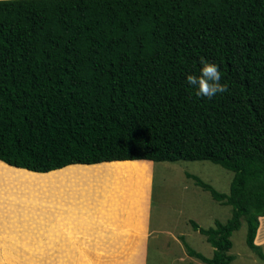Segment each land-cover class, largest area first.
Returning <instances> with one entry per match:
<instances>
[{"label":"trees","instance_id":"trees-1","mask_svg":"<svg viewBox=\"0 0 264 264\" xmlns=\"http://www.w3.org/2000/svg\"><path fill=\"white\" fill-rule=\"evenodd\" d=\"M202 58L228 86L211 99L186 82ZM141 160L233 171L228 193L190 175L231 215L189 220L213 247L189 255L229 264L244 219L264 258V0H0V161L48 174Z\"/></svg>","mask_w":264,"mask_h":264},{"label":"rangeland","instance_id":"rangeland-1","mask_svg":"<svg viewBox=\"0 0 264 264\" xmlns=\"http://www.w3.org/2000/svg\"><path fill=\"white\" fill-rule=\"evenodd\" d=\"M138 162L133 167L127 164L119 173L114 171L113 176L107 175V169H109L107 165L113 162L104 163L100 167H90L91 171L82 170L83 172L71 170L76 168L75 166L68 167L57 174V181L53 184L56 185L57 189V185L63 181L72 183L69 185L70 187L68 186L69 191L66 193L71 195L74 193L73 196H79L70 202L73 216L82 218V212L94 209V204L89 203V195H97L98 198L96 199H104L105 195L103 194H106L107 197L111 193L119 195L121 199L118 202L124 205V210L127 207L124 203H127L128 196H133L140 200L139 203L143 205L142 210L145 207L142 215L147 221L146 231L148 234L144 239V248L141 245H135L134 250H130L131 246L129 250H122L120 248H123V244L126 243L120 238L118 244L121 243V245H118V249H114L104 256V260L110 256L114 257L112 261L108 262L109 264H204L198 257L189 255V248L206 257H211L213 247L207 242L204 234L200 233L199 230L192 229L189 220L196 221L199 227L208 228L214 226L216 220L225 222L231 215V207L213 198L211 193L197 185L190 175H197L219 191L228 193L234 172L207 160H179L157 163L141 160ZM0 164L7 166L2 162ZM7 167L32 172L9 165ZM35 172L37 171H33L31 174ZM71 175L73 176L71 177ZM75 182H79V186H74ZM0 183L4 186V192L0 194V231H5L3 233L5 237L3 236L4 239L2 240L5 247L4 264H23L22 260L25 259V255L29 254L35 246L29 245L31 244V237L25 241L27 238H21V232L14 229L15 218L13 214L18 215L24 212L29 215L33 211L31 217L36 214L44 215L49 202L35 208L33 200H26L32 198V194L42 185L26 187L27 182L19 184L18 180L3 177H1ZM87 183H89L90 189ZM110 183L114 186L117 184L118 191L115 187L111 192H107L105 186ZM16 185L36 189L28 192H26L27 189H24V191L19 192L14 189ZM53 186L50 187V190L54 189ZM38 201L42 203L40 197ZM146 203H148L149 208ZM86 219L84 220L86 221ZM259 226L261 231H258ZM258 228L254 244L264 254V216L259 217ZM246 231V221L242 219L240 228L235 230L230 237L232 247L228 253L232 254L234 258L229 264H264V258H261L257 251L247 244ZM16 232L18 236H16ZM40 241L43 244V249L40 250V246V248L38 246L34 248L32 255L38 256L34 259L39 262H46L45 264H53V255L46 250L48 248L47 242L45 239Z\"/></svg>","mask_w":264,"mask_h":264},{"label":"crops","instance_id":"crops-1","mask_svg":"<svg viewBox=\"0 0 264 264\" xmlns=\"http://www.w3.org/2000/svg\"><path fill=\"white\" fill-rule=\"evenodd\" d=\"M102 164H96V166ZM111 164L109 163V165ZM109 165L107 166L110 167ZM74 166L83 168L93 167L95 165H72L68 167ZM130 166L133 167V164ZM123 167L124 166H122L121 169ZM63 169L52 172L60 173L58 171ZM119 172H121V170ZM71 184H69L68 181H63L57 185V189L55 184L40 185L41 187H38L37 189L35 188L36 191L32 194V198L26 200H33L35 208L49 202V206L44 215L36 214L31 217L33 211L30 212L29 215L24 212L18 215L13 214L15 218V220L13 219L15 226L14 229L21 232V238H27L25 241L31 237L30 246H38V248L41 247V250L43 249V244H41L40 240L45 239L48 245L46 250L53 255V264L56 262H59L60 264H109L108 262L112 261L114 257L110 256L104 260V256L114 249H118V245H121V243L118 244V240L120 238L126 243L123 244V248H120L122 250H129L130 246V250H134L135 245H141L143 246L142 248H144V239L148 233L146 231L147 221L144 219V215H142L145 211V207L144 210H142L143 205L139 203L140 200L133 196H128V200L126 201L127 203H124L127 207L125 208L126 210H124V205L118 202V200L121 199L119 195L111 193L107 197L106 194H103L105 195L104 199H96L98 198L96 197L97 195H89V203L91 202L94 204V209L82 212L81 218L80 216H73L70 203L73 199H76L79 196L75 195L77 196L75 197L73 196L74 193L73 195L66 193V191H69L68 188ZM79 184V182H75L74 186H79ZM121 184L124 183L121 182ZM52 186L54 189L50 190V187ZM87 186L90 189L89 183H87ZM115 187H117L116 191H118L117 184L114 186L110 183L105 186L107 192H111ZM39 197L42 199V203L38 201ZM131 200L132 202H129ZM146 204L148 205V203ZM85 218H87L86 221L84 220ZM259 231L261 230L259 229ZM4 232L0 231V244L4 239ZM16 234V236H18L17 232ZM135 241L137 242L134 244ZM132 244L134 245L132 246ZM34 248H32L29 254L25 255V259L22 260L23 264L46 263L39 262L37 259H34L35 257H38L32 255ZM4 251L5 247L2 252L3 257ZM2 261H5V257Z\"/></svg>","mask_w":264,"mask_h":264},{"label":"bare ground","instance_id":"bare-ground-1","mask_svg":"<svg viewBox=\"0 0 264 264\" xmlns=\"http://www.w3.org/2000/svg\"><path fill=\"white\" fill-rule=\"evenodd\" d=\"M125 162H127V161H125ZM127 164H129V165H132V164L135 165L137 163H116V162H114L113 164L109 165L110 167L107 166L109 168V169H107V175H112L113 176L112 173L114 171L117 172V173H119V171L121 170V167L122 166H127ZM7 166H4V165L0 164V179H1V177H3V178H12L13 180H18L19 181V184L20 183H24V182L26 183L27 182L26 183L27 184L26 187H30L31 185L34 186V185H38V184L43 186V185H47V184H53V182H56L57 181V174L58 173L52 172V173H49V174H36V173L31 174L32 172L29 173V172H26V171L14 170V169L9 168ZM100 166L101 165H99V166H96L95 165L93 167H100ZM89 168L90 167H83V168L82 167H76V168H73L71 170H75V171L78 170L79 172H83L82 170L91 171L92 169H89ZM94 169H96V168H94ZM98 170H100V169H98ZM61 171H59V172H61ZM134 174H137V173H134ZM73 175H71V177ZM15 187L16 188H14V189L17 190V191H19V192L24 191V189H27L26 192L32 191L34 189V188L33 189L32 188H24L23 186L19 187L18 185H16ZM29 189H31V190H29ZM1 192H4V186H2V184L0 183V194H1ZM3 248H4V244L1 243L0 244V264H4L5 263V262L2 261L4 259L3 255H2Z\"/></svg>","mask_w":264,"mask_h":264},{"label":"clouds","instance_id":"clouds-1","mask_svg":"<svg viewBox=\"0 0 264 264\" xmlns=\"http://www.w3.org/2000/svg\"><path fill=\"white\" fill-rule=\"evenodd\" d=\"M201 65L199 75L189 74L186 77L187 84L195 89V94L198 97L211 99L215 95L227 91L228 86L221 83L222 76L218 66L208 63L203 58L201 59Z\"/></svg>","mask_w":264,"mask_h":264},{"label":"water","instance_id":"water-1","mask_svg":"<svg viewBox=\"0 0 264 264\" xmlns=\"http://www.w3.org/2000/svg\"><path fill=\"white\" fill-rule=\"evenodd\" d=\"M15 167V166H14ZM17 168H19V167H17ZM24 169V168H23ZM31 171V170H30Z\"/></svg>","mask_w":264,"mask_h":264}]
</instances>
